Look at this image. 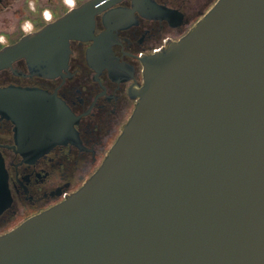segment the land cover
<instances>
[{
	"label": "water",
	"instance_id": "water-1",
	"mask_svg": "<svg viewBox=\"0 0 264 264\" xmlns=\"http://www.w3.org/2000/svg\"><path fill=\"white\" fill-rule=\"evenodd\" d=\"M121 0H88L0 50L33 73ZM133 114L66 200L0 236V264H264V0H217L144 60ZM0 159V174L2 173Z\"/></svg>",
	"mask_w": 264,
	"mask_h": 264
},
{
	"label": "flooded vegetation",
	"instance_id": "flooded-vegetation-1",
	"mask_svg": "<svg viewBox=\"0 0 264 264\" xmlns=\"http://www.w3.org/2000/svg\"><path fill=\"white\" fill-rule=\"evenodd\" d=\"M88 0H0V50ZM217 0H121L70 40L61 71L25 57L0 69V236L66 200L99 169L129 121L145 58L182 38Z\"/></svg>",
	"mask_w": 264,
	"mask_h": 264
}]
</instances>
